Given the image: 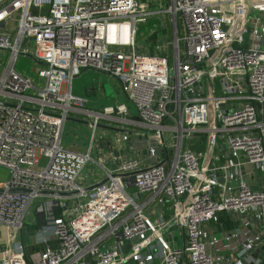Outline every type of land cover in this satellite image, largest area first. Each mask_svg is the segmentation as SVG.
Returning a JSON list of instances; mask_svg holds the SVG:
<instances>
[{
  "label": "built area",
  "instance_id": "1",
  "mask_svg": "<svg viewBox=\"0 0 264 264\" xmlns=\"http://www.w3.org/2000/svg\"><path fill=\"white\" fill-rule=\"evenodd\" d=\"M157 2L0 0V264H264V0ZM84 70L116 78L136 120L86 109ZM70 114L85 152L63 146ZM35 224L52 238L29 257Z\"/></svg>",
  "mask_w": 264,
  "mask_h": 264
},
{
  "label": "rangeland",
  "instance_id": "2",
  "mask_svg": "<svg viewBox=\"0 0 264 264\" xmlns=\"http://www.w3.org/2000/svg\"><path fill=\"white\" fill-rule=\"evenodd\" d=\"M168 2L169 0H161V2H157V5H159L162 9H164L167 7ZM16 19H17L16 16H14L12 20L8 21L9 23L8 28L11 31H13V33H15L17 29ZM146 27L147 26H143V25L140 27L141 33L146 34L147 31ZM248 36L249 35L247 34L246 40H248ZM9 63H10L9 54L0 51V76L3 70L9 65ZM15 66L18 72L22 74H27L33 78H37V66H35L32 59L28 57L20 56L17 59ZM97 76L100 77V74H97ZM109 77L113 78L109 83H110V87L113 88L118 93L117 98L113 99L112 101H110L111 99L102 98L100 101L97 102L95 106H91L90 108H93V110L95 109L98 111L105 106L118 105L122 103H125L129 105L130 108H133L132 103H130L123 94L119 81L112 76ZM84 84L85 83L82 82L81 79L79 78L74 79L72 84V94L76 97L78 95L79 96L85 95L84 92H82V90L84 89L82 85ZM85 118L86 117L81 115L70 114L63 136V146L65 149L75 150L77 148L79 150H82V152L87 151V148L89 146V139L92 136V130L86 124ZM109 124H111V122L105 121V126H109ZM93 159H97V155L95 153L93 154ZM47 165H48L47 159L42 160L40 163L41 167H45ZM91 169L94 170L98 175L101 174L99 171H97V167L94 164H92L87 169L84 170L82 176L89 174V171H91ZM256 176L258 177L259 180H262L258 174ZM9 179H10L9 172L4 168H0V181H6ZM95 179H98V177L91 178V181L93 182L95 181ZM20 234H21V238H20L21 243L23 244L25 248V253L28 256L40 252L43 249L44 240H49L52 238V233L49 230L42 228L34 231L33 233H30L26 227L21 230Z\"/></svg>",
  "mask_w": 264,
  "mask_h": 264
},
{
  "label": "crops",
  "instance_id": "3",
  "mask_svg": "<svg viewBox=\"0 0 264 264\" xmlns=\"http://www.w3.org/2000/svg\"><path fill=\"white\" fill-rule=\"evenodd\" d=\"M97 74H100V77L97 76ZM106 75H108V74L100 73V72H97L94 70H84L82 72V74L78 77L79 79L82 80V82L85 83L84 85H82L84 88L82 90V92H84L85 95H80V96L78 95L77 98H80V99H83L86 101V104H85L86 109H88L90 111H97L95 109L93 110V108H90V107L95 106L97 104V102L100 101L102 98L111 99L110 101L117 98L118 93L113 88L110 87V83H109L113 78L109 77L110 75L109 76H106ZM122 104H125V103H122ZM118 105H120V104H118ZM110 106H116V105H110ZM128 107L130 108L129 105H128ZM130 116L133 120H136V111L134 108H130ZM138 128H140V126H138V125H136V126L126 125L125 130L123 132H124V134H130V133H133L134 130H136ZM112 129H114V128H112ZM137 139L138 138L136 135H131V141L133 144H136ZM75 150L78 152H82V150H79L77 148ZM125 155L127 157H131V156H134V152L133 151H125ZM249 182H251V181H249ZM251 183H253V182H251ZM223 220H226V219H223ZM206 229L210 230L212 232L216 231V228L213 226H210V225H207ZM222 229H233V224L230 222L224 221L223 227L221 229H218L217 231H221ZM4 235H5L4 232L1 231L0 242L3 241ZM23 235H24V233H23Z\"/></svg>",
  "mask_w": 264,
  "mask_h": 264
},
{
  "label": "water",
  "instance_id": "4",
  "mask_svg": "<svg viewBox=\"0 0 264 264\" xmlns=\"http://www.w3.org/2000/svg\"><path fill=\"white\" fill-rule=\"evenodd\" d=\"M3 27H4V24H0V29L3 28ZM25 42H26V41H25ZM103 183H105V182H103ZM91 189H93V188H90V190H91ZM258 257H259V256H258V251H257V250H256V251H253L252 254H251V258H252V260L257 259ZM259 258L261 259V256H260ZM250 264H254V262L251 261Z\"/></svg>",
  "mask_w": 264,
  "mask_h": 264
},
{
  "label": "trees",
  "instance_id": "5",
  "mask_svg": "<svg viewBox=\"0 0 264 264\" xmlns=\"http://www.w3.org/2000/svg\"><path fill=\"white\" fill-rule=\"evenodd\" d=\"M41 228L40 224H35V225H28L27 229L30 233H33L34 231L38 230Z\"/></svg>",
  "mask_w": 264,
  "mask_h": 264
}]
</instances>
